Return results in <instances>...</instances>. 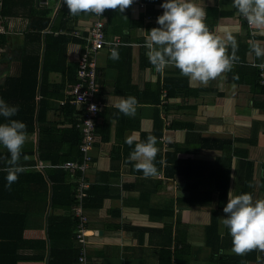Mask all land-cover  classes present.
<instances>
[{
  "label": "crops",
  "instance_id": "0c3cea01",
  "mask_svg": "<svg viewBox=\"0 0 264 264\" xmlns=\"http://www.w3.org/2000/svg\"><path fill=\"white\" fill-rule=\"evenodd\" d=\"M160 4L161 0H133L123 12L104 10L105 39L121 41L112 46L120 60H113L107 47L95 56V97L101 103L95 133L98 126L104 139L96 133L83 169L60 166L66 161L82 164L84 159L80 142L72 143L66 131L71 129L73 118L79 128L82 115L78 106L69 103L71 84L62 91L57 105L46 109L40 119L38 106L35 108L32 131L26 129L18 161L24 170L10 187L5 186L9 153L0 147V264H81L80 257L89 264H217L210 258L206 240L213 211L217 254H227L230 262L239 264L247 255H254L244 264H264V251L259 249L234 253L231 236L221 223L227 215L223 207L230 189L233 194L249 192L254 198L264 197V91L259 84V68L253 65L264 64V56L257 57L252 50L253 44L264 47V32L244 27L232 0H202L208 27L218 35L235 36L238 60L206 85L189 82L174 66L156 71L146 53L142 55L147 51L146 30L158 26L156 17L163 11ZM4 7L0 16V86L18 72L19 54L9 57L6 49L11 44L19 52L31 13L39 6L36 0H8ZM49 17L48 31L52 27L53 34L57 31V35L70 36L65 65L76 67L85 45L82 36L87 34L93 13L72 15L62 2L57 13L50 12ZM73 31L78 36H73ZM65 76L50 73L49 79L59 83ZM166 77L185 78L186 86H173V94L165 99L162 90V103L157 105L137 103L133 116L118 113L115 104L121 97H136L135 92L146 91L148 86H161ZM9 89L0 88V97L13 104L2 95L6 91L12 94ZM35 96L38 100V94ZM65 104L73 106L72 114H64L61 106ZM155 108L163 120L157 146L162 155L153 161L157 173L144 177L129 159L134 144L124 141L132 133L139 141L146 139L153 128ZM175 122L182 126H172ZM50 126H55L57 133H47V143L40 150V127L49 130ZM54 157L58 162H51ZM57 168L66 173L65 183L71 185L75 199L71 205L51 203L56 184L47 174ZM91 188L90 204L94 206H86ZM75 209L85 216L84 243L77 237L80 219Z\"/></svg>",
  "mask_w": 264,
  "mask_h": 264
},
{
  "label": "clouds",
  "instance_id": "9594fccd",
  "mask_svg": "<svg viewBox=\"0 0 264 264\" xmlns=\"http://www.w3.org/2000/svg\"><path fill=\"white\" fill-rule=\"evenodd\" d=\"M72 15L93 13L101 15L105 9H118L123 12L133 0H62ZM232 6L239 15L246 19L255 31L264 32V0H232ZM162 13L156 17V25L146 30L144 46L149 63L156 71L168 66L180 70V74L191 81L206 85L222 73L230 70L238 60L235 55L236 38L231 33L218 35L205 22V9L202 0H161ZM229 46L232 52L228 53ZM252 50L257 57L264 56V47L253 44ZM111 58H119L113 49ZM137 99L129 95L121 97L115 104L118 113L133 116L136 113ZM95 109V105H90ZM19 105L7 102L0 97V147L7 149L6 187L17 180L23 166L18 163L21 148L26 141L27 125L14 119ZM132 146L129 159L134 160V167L142 171L144 177L157 173L154 158L158 151L157 137L149 134L144 141H139L136 133L125 138ZM135 142V143H134ZM3 159V157H0ZM221 223L231 236L232 251L244 254L252 249L264 251V197L254 198L249 192L233 194L227 192Z\"/></svg>",
  "mask_w": 264,
  "mask_h": 264
},
{
  "label": "trees",
  "instance_id": "16d2710c",
  "mask_svg": "<svg viewBox=\"0 0 264 264\" xmlns=\"http://www.w3.org/2000/svg\"><path fill=\"white\" fill-rule=\"evenodd\" d=\"M8 0H1L0 7V16L5 13V5ZM62 4V3H61ZM152 11V9L148 8V12ZM235 10V8H234ZM51 12L50 8H39L31 13L29 19V25L26 31V40L19 50V62H18V72L16 76L7 77L3 86H0L2 90L8 89L12 92L6 91V95L2 94L6 99L13 102V104L19 105V111L16 113L14 119H19L25 122L27 125V130L29 132L32 131L33 125V116L34 110L38 106V116L39 119L42 117V114L45 113L46 109H48L51 105H57V100H61L63 95L62 91L67 90V84H73L76 81V70L77 66L74 68H66V44L69 40L70 36L67 35H55L53 34V28L51 27V31H46L47 26L49 25L51 19L49 17ZM152 13V12H150ZM242 25L244 27H248L246 19L241 18ZM44 31V32H43ZM42 37V40H41ZM72 38V37H71ZM73 39V38H72ZM75 39V38H74ZM76 40V39H75ZM242 41V40H241ZM3 42V36L0 35V43ZM146 50H143L144 55ZM129 56V55H128ZM1 57V54H0ZM145 57L147 55L145 54ZM120 60V58L118 59ZM130 61L128 60V68ZM148 63V62H147ZM60 72L62 76H65V79H61L59 83L57 81H51L49 79L50 73ZM181 81V84L178 85L177 82ZM158 82V81H157ZM156 85V86H155ZM152 88L151 86L147 87L146 91H137L136 99L141 103H152L157 105L158 103H162L160 99V92L162 90L165 91V97L172 95L171 88L174 86H182L185 85V78H172L166 77L163 78L162 85L155 84ZM261 90L264 89L261 87ZM1 94V92H0ZM36 94H38V100H35ZM16 97H14V96ZM7 101V100H6ZM8 102V101H7ZM64 114L70 115L74 110L72 105L65 104L64 106ZM164 107L167 108L166 105ZM40 114V115H39ZM37 116V117H38ZM2 118V117H0ZM72 127L68 131L70 136L72 137V143L78 144L80 142L81 134L80 129L76 128V121L71 119ZM97 125V124H96ZM175 127L182 126L181 123L175 122L171 124ZM55 126H50L45 130L40 127V135H39V149L44 150V145L47 143V133L50 131H56L57 128ZM96 128V126H95ZM163 128V120L159 116L158 110L155 108L153 115V128L151 132L147 133L144 136L146 138L149 134L157 137L156 146L159 144V137L162 135ZM54 129V130H53ZM96 133H100V128L96 129ZM63 137V136H61ZM101 138L104 139V136L101 134ZM39 150V151H40ZM40 155V154H39ZM161 153L157 152L155 158L160 160ZM41 158H44V155H40ZM51 162H58L57 157H54ZM7 165V164H5ZM4 167V166H3ZM55 174V175H54ZM34 176H39L38 173H35ZM48 178L56 184V188L53 189V195L51 197V203L55 204L57 202L63 201L65 205H71L74 203V195L71 189V185L65 183L66 181V173H64L60 168H57L55 173L47 174ZM21 180V179H20ZM39 180V179H38ZM94 188L88 190V197L85 200L86 206H94L92 201V193ZM188 201V200H186ZM98 204H95V207ZM216 211L211 212L210 223L207 226L206 232V240L207 245L210 246V258L212 262H216L217 264H222L223 260H228V264H239V261L234 263L230 262V258L226 254H217L219 250L216 251L215 246L217 245V236L215 235L216 231ZM215 240L213 241V238ZM253 250V249H252ZM220 256V257H219ZM255 256L247 255L242 259L241 264H244V261L248 258H254ZM176 260V259H175Z\"/></svg>",
  "mask_w": 264,
  "mask_h": 264
},
{
  "label": "built area",
  "instance_id": "2783aa9c",
  "mask_svg": "<svg viewBox=\"0 0 264 264\" xmlns=\"http://www.w3.org/2000/svg\"><path fill=\"white\" fill-rule=\"evenodd\" d=\"M37 5L40 8H50L51 14L55 15L57 9L60 7L62 0H36ZM1 7V0H0ZM248 25V23H247ZM49 29H47L48 31ZM57 34V31L55 32ZM73 36H78L76 31L71 32ZM85 40V45L83 52L78 56L77 70H76V81L71 84L69 88L70 100L69 103L76 105L80 108L82 112L81 123L79 125L80 129V143L79 150L81 152L83 163H75L71 161H66L60 166L64 169L74 170L75 168L83 169L87 161L86 152L91 148L95 141L96 133V119L97 113L101 106V103L96 100V93L98 92L97 76L98 71L95 64V56L98 50L103 47H107L109 51H113L112 46L118 45L121 41L118 38L113 40H106L104 34V12L101 15L93 14V21L87 30V34L82 36ZM259 68V84L264 89V64H257L253 62ZM162 99H165V94H162ZM90 105H95V109H91ZM264 176V171H263ZM82 195V194H81ZM76 213L79 215L80 224L77 237L82 243H84V233L83 222L85 216L81 214L79 209H75ZM81 264H89L84 257L79 258Z\"/></svg>",
  "mask_w": 264,
  "mask_h": 264
},
{
  "label": "rangeland",
  "instance_id": "374dc122",
  "mask_svg": "<svg viewBox=\"0 0 264 264\" xmlns=\"http://www.w3.org/2000/svg\"><path fill=\"white\" fill-rule=\"evenodd\" d=\"M19 36V35H18ZM19 40L20 39H18V38H16V41L17 42H19ZM5 47H6V45H5ZM2 51H0V53H1ZM6 52H8L9 53V57L11 56V54H13V53H15V55L14 56H16V55H18L19 54V52H18V50H17V48L15 47V46H12L11 44L10 45H8V48L6 49ZM11 57H13V56H11ZM15 59V58H14ZM227 255V254H226Z\"/></svg>",
  "mask_w": 264,
  "mask_h": 264
}]
</instances>
